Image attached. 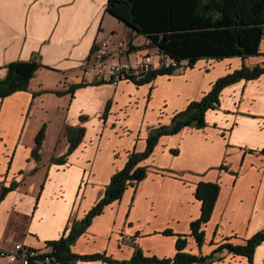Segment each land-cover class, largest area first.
<instances>
[{
    "label": "crops",
    "instance_id": "obj_1",
    "mask_svg": "<svg viewBox=\"0 0 264 264\" xmlns=\"http://www.w3.org/2000/svg\"><path fill=\"white\" fill-rule=\"evenodd\" d=\"M107 7L108 0H0V81L10 63L41 64L27 90L0 98V248L22 242L53 251L48 242L85 218L129 153L145 150L153 128L201 100L220 77L264 64L263 37L260 55L203 59L142 85L88 78L82 68L99 41L108 43L112 61L150 55L159 68L158 48L146 46L147 37ZM205 120L204 128L162 135L141 162L148 176L95 216L71 251L124 261L141 248L145 256L171 258L181 236L185 251L207 257L221 244L244 245L264 230V74L225 87ZM68 126L84 127V138L57 163L71 145ZM201 181L219 183L220 193L199 244L191 225L201 215L195 196ZM210 264H264V243L252 262L223 250Z\"/></svg>",
    "mask_w": 264,
    "mask_h": 264
},
{
    "label": "trees",
    "instance_id": "obj_2",
    "mask_svg": "<svg viewBox=\"0 0 264 264\" xmlns=\"http://www.w3.org/2000/svg\"><path fill=\"white\" fill-rule=\"evenodd\" d=\"M107 12L120 19L138 34L147 37L146 46L156 47L159 52L169 54L178 61L194 66L203 59L222 60L241 57L246 59L260 55V44L264 37V0H108ZM41 64L36 61H17L8 66V75L0 81V98L19 90H27ZM175 69L159 67L140 79L136 84L151 82L158 75H172ZM264 74V64L253 68L243 65L240 69L220 77L213 87L199 100H193L187 107L175 113L169 125H160L149 132L144 151H131L124 167L115 172L107 185L106 192L85 218L73 222L68 233L56 241H49L52 255L58 264H71L78 259L83 261L104 260L112 264H210L219 251L227 250L248 257L252 262L257 246L264 243V230L252 236L244 245L221 244L210 256H196L185 251L187 239L177 240V254L171 258L145 256L137 248L132 258L117 261L104 254L76 255L71 245L85 233L95 216L112 202L120 200L129 186H135L148 176L147 166L141 165L154 151L159 138L181 132L186 127L201 129L206 126V114L219 103L225 87L240 81L259 78ZM84 127L66 129L71 145L65 157L54 159L63 162L82 142ZM44 140V129L37 137L36 151ZM176 152V151H174ZM9 188L3 187L1 198ZM220 193L219 183L201 181L196 190V198L202 202L199 219L191 225L192 235L201 244L205 241L202 225L208 223ZM172 231H166L171 234Z\"/></svg>",
    "mask_w": 264,
    "mask_h": 264
},
{
    "label": "built area",
    "instance_id": "obj_3",
    "mask_svg": "<svg viewBox=\"0 0 264 264\" xmlns=\"http://www.w3.org/2000/svg\"><path fill=\"white\" fill-rule=\"evenodd\" d=\"M107 42L99 41L90 54L82 70L86 77L95 80L118 84L122 80L132 78L140 80L149 71L155 69L150 55L141 58L137 62L129 60L112 61ZM158 67L173 68L177 70L182 66L181 61L169 54L160 52L157 55ZM85 81H88L85 79ZM130 237H127L129 240ZM52 250H42L18 242L13 249L0 248V264H58Z\"/></svg>",
    "mask_w": 264,
    "mask_h": 264
},
{
    "label": "rangeland",
    "instance_id": "obj_4",
    "mask_svg": "<svg viewBox=\"0 0 264 264\" xmlns=\"http://www.w3.org/2000/svg\"><path fill=\"white\" fill-rule=\"evenodd\" d=\"M157 56V55H156ZM188 67V62L187 61H184L183 63H182V66H180L177 70H174V71H176V72H178V71H183L185 68H187ZM84 82L85 83H87L88 81H85L84 80ZM145 84V83H144ZM139 85V84H138ZM141 85V84H140ZM109 103H108V105H107V108H106V113H105V115L107 114V111L109 110ZM177 113V112H176ZM104 115V116H105ZM175 115V114H174ZM174 117V116H173ZM171 119H172V117H171ZM171 123V122H170ZM169 123V124H170ZM169 124H167V125H169ZM129 156V155H128Z\"/></svg>",
    "mask_w": 264,
    "mask_h": 264
}]
</instances>
